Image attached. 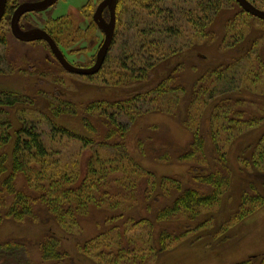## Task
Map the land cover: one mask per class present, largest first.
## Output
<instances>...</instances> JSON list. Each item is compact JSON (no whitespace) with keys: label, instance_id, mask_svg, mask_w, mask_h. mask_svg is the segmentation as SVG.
I'll list each match as a JSON object with an SVG mask.
<instances>
[{"label":"rangeland","instance_id":"obj_1","mask_svg":"<svg viewBox=\"0 0 264 264\" xmlns=\"http://www.w3.org/2000/svg\"><path fill=\"white\" fill-rule=\"evenodd\" d=\"M101 1L92 0L84 8L89 0H59L41 13L45 24L60 33L76 65L92 64L103 39L92 20ZM209 1L221 3L218 11L207 12L208 20L201 11V24L188 22V12L200 14L199 6ZM250 1L264 9V0ZM150 2L123 0L119 5L116 36L101 76L66 71L44 41H19L10 17L0 24V93L25 98L13 108L0 104V120L11 123L13 137L25 119L36 121L53 157L82 170L78 183L90 161L109 171L89 211L66 227L42 204L23 221L5 218L6 208L0 206V242H23L33 264H41V244L51 235L59 238V249L72 264H109L84 252L95 238L123 256L115 264H236L264 254V21L236 0ZM136 3L143 4L140 15ZM231 23L243 30L242 38L239 31L227 34ZM175 25L181 35L167 32ZM150 39L161 44L149 45ZM143 59L150 61L140 77V67L147 65ZM221 65L230 66L224 79H210ZM161 82L168 91L157 95L159 99L153 101L149 94L127 103ZM194 86H203L200 95H193ZM213 86L216 97L210 99ZM118 101L127 106L122 113L112 105ZM105 109L117 113L123 132L112 127ZM55 125L69 133L53 129ZM196 135L205 140L203 150L192 146ZM209 173L218 175L219 182L196 177ZM177 186L202 193L217 190V199L197 214L179 210L158 219L163 208L174 204ZM18 187L29 192L22 178ZM245 196L262 201L254 213L236 221ZM6 201L8 205V197ZM163 232L172 236L165 250L159 243Z\"/></svg>","mask_w":264,"mask_h":264},{"label":"trees","instance_id":"obj_2","mask_svg":"<svg viewBox=\"0 0 264 264\" xmlns=\"http://www.w3.org/2000/svg\"><path fill=\"white\" fill-rule=\"evenodd\" d=\"M91 1L92 0H89V4ZM122 1L123 0H118L116 11L117 21L119 5H121ZM150 1L151 2L148 4L152 6L151 3L153 0ZM220 4V2L216 3L214 1H209L206 7L199 4V10L201 8L200 14H198L195 9L190 10L188 15H186L189 19L188 22L195 25L201 24L204 17L201 14V11H205V18L208 20L209 16L207 12L215 13L218 11ZM141 7H143V4L138 7V4L136 3V6H134L136 9L135 11L138 10V15H140V11L142 10ZM12 11L13 7L8 4L5 16L9 18ZM134 16H136L135 12ZM231 24L227 26V34L230 31H239V33H237L238 37L242 38L244 35L243 30H238V25L236 23ZM205 28L206 30L208 29L207 27H202L201 29L204 31ZM170 31L173 32V36L181 35V29L177 25L173 27L169 26L167 32L169 33ZM171 32L169 33L170 35ZM146 43L157 47L161 44V41L157 39H150V42L146 41ZM143 45L144 43H142V46ZM129 47L130 45H128V48ZM129 57L132 58L133 56L130 55ZM143 61L147 65H145L146 67H140L142 70L139 74L141 75L140 77L145 76L149 64L148 61L150 60L143 59L142 63ZM134 63L135 65H141V63L137 64V60L134 61ZM106 66L107 60L102 65L101 69L94 74V76H101V74L104 73ZM121 66L127 68L128 65L122 64ZM131 67L134 66L131 65ZM229 69L230 66L224 67V65L215 68L210 75V79L215 77V80H223L225 73H227ZM230 81L231 80L227 83L229 87L231 86L230 83H232ZM194 87L195 89L193 90V95H200L203 86H199V89H196L197 86ZM211 89L209 97L210 99H213L216 97V87L213 86ZM177 90L178 89H175V91ZM167 91L168 90L163 87V82H161L159 85L155 86L152 91L147 92L146 94L140 93L133 96L127 101V103H131L133 99L143 97L147 99L149 94L154 95L151 100L155 101L162 97L157 95L165 94ZM171 92H173V89ZM171 92L169 94H171ZM0 95V104L7 105L11 108H13L16 104H23L24 102L22 100L25 99L21 93L16 92H3L0 93ZM118 104L119 101L112 105H116V109H118L120 113L126 110L127 106L125 104ZM135 108L136 107H133V109ZM64 109L66 110V108ZM59 111L62 112L61 109ZM67 111L69 110L67 109ZM102 113L104 115H108V119L110 120L112 127L117 126L122 130V132L125 130L124 127H121L120 124L117 123L118 119H116V112H109L108 109H105ZM11 127L12 126L9 121L0 120V206H4L6 208L5 218L23 221L27 217H33L34 208L38 204H42L56 216L57 220L63 226L66 227L75 223L80 214L83 215L89 211L91 204L94 203L95 200V191L98 190L106 181L109 171L104 166L98 168L95 166V161L94 163L93 161H90L88 170L86 171L87 174L84 176L83 180L78 183V179L82 176V170L61 165L59 163V159L53 157L54 152L49 149L46 141L42 138V134L39 131L38 123L36 121H28L25 119L21 126L14 132V137L13 133L10 131ZM55 128H57L60 132L69 133L65 127L55 125L53 129ZM79 137L88 143L87 138L81 135H79ZM12 140L14 144L10 153L6 151V147L11 144ZM195 145H198V147H196L198 151L203 150L205 140L200 137L198 138L196 135L192 143V146ZM189 153V156H192L196 153V150L194 149ZM188 154L183 157H187ZM97 160H99V157ZM214 172L217 173L216 170ZM215 173H209L206 176L199 174V176L196 177L201 178L202 181L215 185V183L219 182L218 175ZM20 178L24 180V185L28 188L29 192L18 187ZM217 186L219 187L220 185ZM177 188H179L180 193L175 199L174 204L170 207L163 208L157 216L158 219L167 218L172 214L177 213L179 210H188L197 214L200 207L211 204L217 199L218 195L217 190L213 193H202L199 189L195 188H185L183 190H181V186H177ZM7 197L10 201L8 205L6 201ZM260 201H262L260 197H243L241 209L235 214L234 220H243L248 215L254 213ZM0 220H2V217H0ZM178 237L180 236H175L174 239H178ZM171 238V234L166 232H163L160 235L159 243L161 245V250H165L167 248L168 244L166 243L168 240H171ZM104 245L109 246V244H104L103 239L101 240L100 238H95L88 245H85L83 250L87 254L94 253L95 256L101 260L108 259L109 264H115L123 257L119 253L115 254L112 251L109 252L103 247ZM59 246V238L54 235L47 237L41 244V264H72L70 260H68L69 254L61 251ZM0 264H33V261L29 256L26 245L23 242L18 240H6L0 242ZM236 264H264V254L256 258L251 257Z\"/></svg>","mask_w":264,"mask_h":264},{"label":"water","instance_id":"obj_3","mask_svg":"<svg viewBox=\"0 0 264 264\" xmlns=\"http://www.w3.org/2000/svg\"><path fill=\"white\" fill-rule=\"evenodd\" d=\"M58 0H41L35 2H24L15 10L14 15L11 19V30L13 35L25 42H31L36 40H45L53 54L55 55L58 62L61 66L68 72L79 74L83 76H90L96 74L102 67L106 55L114 41L115 38V30H116V23H117V5L118 0H102L99 5L97 6L95 13H94V21L96 24L101 28L104 33L105 37L104 40L97 51L96 61L92 66L84 67L72 64L66 56L64 55L63 51L58 47L55 41L51 38L49 33L40 28H34L30 30H23L20 27V18L24 13L27 12H41L49 9L52 5H54ZM241 7L248 12L250 15L257 17L264 21V9H261L254 5L250 0H236ZM8 0H0V23L3 20L6 6ZM108 8L110 11V21L107 22L103 18L104 10Z\"/></svg>","mask_w":264,"mask_h":264},{"label":"flooded vegetation","instance_id":"obj_4","mask_svg":"<svg viewBox=\"0 0 264 264\" xmlns=\"http://www.w3.org/2000/svg\"><path fill=\"white\" fill-rule=\"evenodd\" d=\"M9 1V3L7 2V5L9 4L11 7H13V11H12V13L10 14V25H11V19H12V17H13V15H14V12H15V10L19 7V5H21L22 3H24V2H35V1H41V0H8ZM59 1V0H58ZM57 1V2H58ZM56 2V3H57ZM55 3V4H56ZM253 3V2H252ZM54 4V5H55ZM254 4V3H253ZM54 5H52V6H54ZM51 6V7H52ZM89 7V2L84 6V8L85 7ZM6 9H7V6H6ZM48 10V9H47ZM46 11V10H45ZM44 11H41V12H35V11H32V12H27V13H24L22 16H21V18H20V27L23 29V30H30V29H34V28H40V29H44V30H46L48 33H49V35L51 36V38L55 41V43L58 45V47L63 51V53H64V55L66 56V58L68 59V61H70L72 64H74V65H76L72 60H70L69 59V57L67 56V54H66V52H65V49H64V46H63V44H62V39H61V36L60 35H58V34H60L58 31H57V29L55 30V29H53V27L51 26H47L46 24H45V22H44V20L43 19H45V17L43 18L42 16H41V13H43ZM94 13H95V10H94V12H93V14H92V20H93V22L95 23V25L97 26V29L102 33V41H101V43H100V45L98 46V49H99V47L101 46V44H102V42H103V40H104V37H105V33H104V31L101 29V28H99V26L96 24V22L94 21ZM5 14H6V11H5ZM5 14H4V17H3V20H4V18H5ZM85 16V15H84ZM86 17V16H85ZM103 18L107 21V22H109L110 21V11H109V9L108 8H106L105 10H104V12H103ZM38 19V21H36L35 22V20H37ZM57 19H60V18H57ZM56 19V20H57ZM2 20V21H3ZM43 21V22H42ZM1 24V23H0ZM116 26H117V23H116ZM87 29V28H86ZM115 36H116V30H115ZM115 39V38H114ZM19 40V39H18ZM19 41H21V40H19ZM36 41H44L47 45H48V47L50 48V46H49V44L45 41V40H36ZM22 42V41H21ZM23 42H25V41H23ZM114 42V41H113ZM113 44V43H112ZM112 46V45H111ZM111 48V47H110ZM50 50H51V48H50ZM110 50V49H109ZM98 51V50H97ZM51 52H52V50H51ZM108 53H109V51H108ZM108 53H107V55H106V58H105V60H104V62L107 60V56H108ZM52 54H53V52H52ZM54 55V54H53ZM97 55V54H96ZM55 56V55H54ZM96 57L97 56H95V59H94V61H93V63L92 64H90V65H88V66H84V67H89V66H92L94 63H95V61H96ZM56 58V57H55ZM58 61V60H57ZM104 64V63H103ZM78 66H82V65H78Z\"/></svg>","mask_w":264,"mask_h":264}]
</instances>
